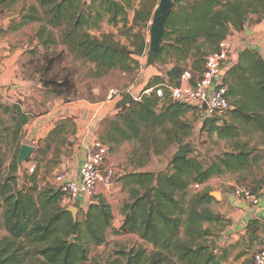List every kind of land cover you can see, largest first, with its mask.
Masks as SVG:
<instances>
[{
  "label": "trees",
  "instance_id": "1",
  "mask_svg": "<svg viewBox=\"0 0 264 264\" xmlns=\"http://www.w3.org/2000/svg\"><path fill=\"white\" fill-rule=\"evenodd\" d=\"M172 1L174 6L153 64L170 67L149 79L138 101L100 123L99 141L108 153L124 143L155 155L181 146L191 137V126L184 118L196 109L172 102L167 87L177 86L185 71H190L193 78L201 74L205 58L219 51V45L232 33L264 21V0ZM37 4L41 15L38 17L35 8L29 7L22 20L42 23L36 33L42 47L55 43L51 30L58 29L59 41L70 53L94 64L93 77L103 78L113 72L128 75L139 70L140 63L134 57H143L148 48L143 30L149 28L156 0H37ZM105 19L124 31L128 44L116 41L111 33L100 37L91 34ZM41 83L57 97L66 98L72 90V94L75 92L67 78L41 79ZM223 84L231 110L207 118L200 113L201 133L225 143L219 155L204 162L187 154L171 160L161 173L138 172L143 166L139 163L136 170L118 179L127 189L129 202L122 206L123 221L116 233L136 235L151 246L149 252L138 247L119 251L106 263L90 262V248L106 243L113 220L109 204L95 195L85 209L73 204L82 212L81 219L78 215L73 221L60 205L62 193L55 186L37 185V166L29 185H18L17 151L0 181V225L7 234L0 240V264H219L222 258L210 249L216 235L204 227L206 223L222 222L209 208L213 198L207 189L188 198L186 192L193 184L205 185L226 173H238L241 181L248 182L261 157L251 140L256 135L264 137V51L241 49ZM66 126L75 134L73 119L58 121L44 140L43 153L66 133ZM2 162L0 158V166Z\"/></svg>",
  "mask_w": 264,
  "mask_h": 264
},
{
  "label": "crops",
  "instance_id": "2",
  "mask_svg": "<svg viewBox=\"0 0 264 264\" xmlns=\"http://www.w3.org/2000/svg\"><path fill=\"white\" fill-rule=\"evenodd\" d=\"M22 2L23 0H0V144L9 136L13 150L17 147L18 153L23 145L33 147L34 152L29 157L33 159L38 154H43L41 151L44 140L55 124L67 118L73 119L76 124L77 143L74 148L77 155L74 166L68 169L66 174L72 179H77L79 167L86 156V146L91 140L90 131H94L96 124L102 121L100 117L104 113V106L112 104L116 107L119 99L107 101L106 98L100 103H90L86 99L65 102L64 98L53 95L49 101L45 100L44 95L49 91L43 87L40 74L31 69L32 61L41 49L36 33L42 23L22 20V17L27 16L29 7L35 8L38 17L41 11L35 4L25 5ZM256 32H259L258 29ZM232 35L237 33H232L226 42L235 54L244 48L264 51V45L260 47L261 42L256 43L260 37H252L243 44ZM169 67L166 66V69ZM157 70L153 67L146 69L151 72L149 78L160 75ZM146 83L141 86L142 89ZM19 120L25 121L21 124ZM251 146L256 148V153L261 157L255 163L248 182L241 181L238 173H226L210 179L203 185V189L215 186L221 196L220 200L213 198L209 206L211 212L219 215L224 221L221 230L214 232V253L222 258L219 264H253V255L262 248L264 242L263 199H260L257 206H250L233 195V190L237 187L253 188L252 191L257 192L264 181L262 148L252 143ZM51 157L50 154L44 156L45 160H50ZM107 164L111 166L108 158ZM37 185L43 187L45 184L39 182ZM88 204V199H84L79 207L85 209Z\"/></svg>",
  "mask_w": 264,
  "mask_h": 264
},
{
  "label": "rangeland",
  "instance_id": "3",
  "mask_svg": "<svg viewBox=\"0 0 264 264\" xmlns=\"http://www.w3.org/2000/svg\"><path fill=\"white\" fill-rule=\"evenodd\" d=\"M159 1L160 0H156L157 5ZM22 3L25 5H38L37 0H23ZM134 5L138 6V3L134 2ZM132 17L133 11L131 9L128 10V18L130 21ZM252 21H254V18H252ZM150 23L151 21L149 22V26ZM245 29H248L250 32L248 36H245V33L241 32L237 33V35H232V37L237 38L240 43L244 44L252 37L258 36L262 39L259 38L260 40L258 39L256 43L259 44L260 41L261 43L259 46L262 47L264 45V21L258 25H254L253 23L249 24L245 27ZM257 29L259 32H256ZM51 31V38L55 43L48 45L47 47L41 46L39 54H37L35 60L32 61L31 69H33L34 72H38L41 79L51 80L56 78L60 80L67 78L70 83L74 85L75 92L72 94L74 91L72 90L71 94L63 99L65 102L75 101L76 99H86L90 103H100V101L103 102L106 100L111 90H116L122 93L121 98L127 93H130L135 97H139L142 94L141 91L146 85L143 87V89L141 86L145 84V82H148L151 78H149L151 72H147L146 69L153 67L154 69H158L157 72L159 73L166 70V68L160 67L159 65H147L150 43L149 28L147 31L143 30L146 43L148 44L146 52L144 53L143 57H134L136 60L139 59V70L128 75L113 72L103 78L93 77L92 73L94 72L95 68L94 64L86 63L80 59H77L72 53H70L66 46L60 43V32L58 29H52ZM123 32L124 31L121 28H116L112 25H109L106 19L99 24L98 28L91 30V34L95 37H100L101 34L111 33L116 41H120L122 44H128L126 40L127 37ZM44 96L45 100L49 101L53 94L48 92ZM121 98L118 101H120ZM104 107V113L100 117L102 121L104 119L111 118L116 111H119L112 104L110 106ZM201 119L202 117L200 113L195 110H190L186 114L184 120L191 126V137L182 145L186 143L190 144L191 150L188 153L189 156L197 157L204 162H208L215 156L219 155L223 149H225V143L223 141H217L215 137H209L206 134L201 133ZM227 119L228 118L226 117L224 120ZM101 122L96 124L94 131H90V139L100 138ZM65 132L66 133L56 138L55 142L50 143V150L48 153H43L45 148L44 146L43 150L41 151L43 154L33 158L36 160L33 161V159L27 158L25 162H22L19 165L20 170L17 176L18 185L20 187L23 185H29L30 176L34 173L30 172V169L36 171V166L38 167V174L36 178L37 183L41 182L49 186H54L53 180L56 175L66 174V171L74 166V161L76 160L77 155L76 148H74V146L76 147L77 143V139L75 138L76 133L72 135L70 133L71 128L69 126H66ZM6 137L8 139L6 141L2 140L0 144V158L3 159V166H0V181L7 175V164H10L14 155L18 151L17 147H15L13 150L9 136ZM251 143L257 144L259 148H262L261 153L264 156V137H254L251 140ZM178 147L179 146H171L161 155H155L154 152L150 150L149 152L145 153L144 149L136 146L135 144L133 145L131 143H124L114 148L112 151H109L107 158L111 163V167L116 172L114 181L109 191H104L98 187L95 198L101 197L109 204L113 215V220L111 227L107 230L106 243L99 247L90 248V262L96 261L100 263H106L115 259L118 256L117 253L119 251H128L138 247L144 248L147 252L151 250V246L146 245L143 241L139 240L136 235L116 233L123 221V217L121 215L122 206L123 204L129 202L127 189L123 187L122 182L118 181V179L125 173H130L136 170L135 167L139 163H142L143 166L142 168L137 169L138 172H164L169 167V162L172 160V156L177 151ZM48 154H50L52 157L50 160H45L44 156H47ZM60 163L62 165H60ZM262 167L264 168L263 163ZM205 189L208 190L210 196L215 192L219 193V191L215 189V186ZM194 194L196 193L188 188L186 192L187 198ZM220 199L221 196L218 200ZM63 207L67 209L74 206L68 204ZM81 214L82 212L78 210L77 216L79 215V219H81ZM223 226L224 224L222 222L217 224H204V227L211 229L213 233L220 231ZM6 235V232L0 225V240ZM211 240L214 239L212 238Z\"/></svg>",
  "mask_w": 264,
  "mask_h": 264
},
{
  "label": "built area",
  "instance_id": "4",
  "mask_svg": "<svg viewBox=\"0 0 264 264\" xmlns=\"http://www.w3.org/2000/svg\"><path fill=\"white\" fill-rule=\"evenodd\" d=\"M236 60V54L231 51L226 41L219 45V51L210 53L204 62V70L194 78L190 71H185L177 86L167 87L172 102L194 107L203 118L214 114L224 115L231 110L227 96V88L223 84L226 71ZM148 92V91H147ZM120 92L111 90L107 101L121 98ZM157 95L161 96L158 91ZM133 97V96H132ZM139 97H133L138 101ZM107 148L97 138H93L86 146V156L78 170V178L72 179L67 174H58L53 185L62 193L61 205L80 204L84 199L96 195L98 187L109 191L112 187L116 172L107 164ZM33 172V169H30ZM195 193L203 190V185L193 184L189 187ZM233 195L257 206L260 199L264 202V181L257 192L243 187L233 190ZM253 264H264V242L262 248L253 255Z\"/></svg>",
  "mask_w": 264,
  "mask_h": 264
},
{
  "label": "water",
  "instance_id": "5",
  "mask_svg": "<svg viewBox=\"0 0 264 264\" xmlns=\"http://www.w3.org/2000/svg\"><path fill=\"white\" fill-rule=\"evenodd\" d=\"M174 3L172 0H160L158 5L156 6L151 23L149 26V34H150V43H149V52H148V61L147 65L154 64L155 58L160 51V47L162 44L163 33H164V25L173 9ZM245 36L250 34L248 29L244 30ZM133 97L130 93L124 95L121 100L116 104V109L120 110L125 108L126 106L132 103ZM190 144L186 143L177 148V151L172 156V160L184 158L190 152ZM34 152L33 147L28 145H23L19 153L17 155V163L20 165L22 162H25L27 158ZM147 199H149V194L144 195ZM214 199L218 200L220 198V194L218 192L213 193L211 195ZM66 211L71 215L73 221L77 219L78 209L75 207H69ZM73 241V237L70 239V242ZM210 249L212 252L215 251L216 246L214 240L210 241Z\"/></svg>",
  "mask_w": 264,
  "mask_h": 264
}]
</instances>
